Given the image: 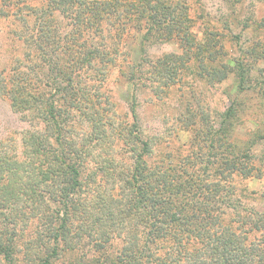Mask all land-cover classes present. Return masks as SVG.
Wrapping results in <instances>:
<instances>
[{
    "label": "rangeland",
    "instance_id": "rangeland-1",
    "mask_svg": "<svg viewBox=\"0 0 264 264\" xmlns=\"http://www.w3.org/2000/svg\"><path fill=\"white\" fill-rule=\"evenodd\" d=\"M24 1L34 8L41 4V0ZM187 2L193 32L199 38L207 30L213 32L226 53L224 60L241 58L251 79L264 80V0ZM9 6L11 11L18 7ZM19 30L12 15L0 20V73L5 75L24 60L27 49L18 38ZM140 49L137 44L136 61ZM171 53L182 59L169 78L164 74L169 67L162 68L158 59ZM149 54L151 78L135 92L118 68H111L101 81L83 78L85 84L99 86L101 94L94 110L77 113L76 123L71 119V166L79 157L75 189L68 183L74 173L70 176L52 156L37 149L40 141H29L27 133L39 125L0 97V244L12 248V264L132 261L147 232L130 187L135 159L143 152L148 167H158L167 175L166 187L175 190L191 180H204L202 186L214 196L213 185L220 178L214 170L221 153L211 147V139L234 96L235 80L229 75L216 81L214 68L219 63L213 52L188 61L181 48L164 42L150 48ZM238 99L241 111L232 139L242 145L252 132L264 136V101L251 91ZM252 153L255 159L248 168L258 175L234 179L235 195L245 206L264 207L258 199L264 192V139ZM0 264H7L3 256Z\"/></svg>",
    "mask_w": 264,
    "mask_h": 264
},
{
    "label": "trees",
    "instance_id": "trees-1",
    "mask_svg": "<svg viewBox=\"0 0 264 264\" xmlns=\"http://www.w3.org/2000/svg\"><path fill=\"white\" fill-rule=\"evenodd\" d=\"M9 4L18 7L11 11ZM10 15L20 23L18 38L27 50L23 62L6 75L0 73V97L39 125L27 133L29 141H40L37 149L52 156L70 176L74 173L68 182L72 189L78 185L74 166L79 157L71 166V119L76 123L82 112L94 110L101 94L99 86L85 84L84 77L101 81L111 68H118L135 92L151 78L149 49L154 45H177L188 61L213 52L219 63L214 68L216 81L232 75L236 86L211 139V147L221 153L214 170L220 177L213 185L214 196L202 186L204 180H191L175 190L166 187L167 175L148 167L144 152L138 155L130 187L147 232L127 264H264V207L245 206L235 195L234 180L258 175L248 166L255 159L252 149L264 136L252 132L242 145L232 139L241 111L238 97L251 91L264 101V80L251 79L241 58L224 60L226 53L213 32L207 30L203 38L193 32L187 0H41L38 8L24 0H0V20ZM137 44L139 61L133 59ZM181 57L171 53L158 59L162 68L169 67L164 69L169 78ZM132 113L136 118L133 107ZM258 199L264 201V192ZM11 250L0 244L7 264L13 263Z\"/></svg>",
    "mask_w": 264,
    "mask_h": 264
}]
</instances>
